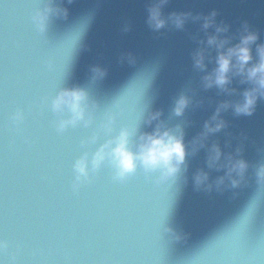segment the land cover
<instances>
[{"label":"water","instance_id":"95a60500","mask_svg":"<svg viewBox=\"0 0 264 264\" xmlns=\"http://www.w3.org/2000/svg\"><path fill=\"white\" fill-rule=\"evenodd\" d=\"M151 2L76 0L67 4L64 0L68 18L52 17L46 38H42L31 22L34 8L42 5L35 0H0V240L8 243V248L0 252V264H84L64 260L55 250L48 256L47 249L49 246L55 249L61 240L71 245L73 226L76 238L86 226H99L102 230L109 221L100 220L97 207L104 209L101 215L105 217L109 209L118 213L112 217L115 221L112 226L123 242L133 247H149L154 234L163 232L164 225L171 224L182 231L186 238L181 241L172 239L170 233L163 234L165 255L161 264H184L186 258L228 228L255 194L257 185L252 167L239 188L223 192L196 190L192 176L198 169L209 171L212 180L223 175L222 170L207 168L205 149L188 157L187 171L171 187H157L145 180L141 172L124 184L115 183L110 169L102 167L92 184L79 194L72 193L73 163L84 151H95L104 137L95 145H82L81 141L92 134V128H70L63 134L57 133L52 126L55 116L39 106L42 97L54 95L61 88H85L99 104L96 112L99 124L113 96L134 76L148 73L150 109L160 110L161 119L170 127L184 125L188 142L202 130L221 102L234 103L251 87L234 77L229 87L236 92L231 95L216 87L205 89L202 78L216 67L217 53L214 47L200 41L206 42L215 29L206 32L201 27L202 21L189 18L183 29L169 24L155 31L147 22ZM214 9L216 22L230 25L229 31L221 36L231 37V44L238 42L245 20L259 32L257 43L264 42V0H169L163 13L165 17L172 12H191L195 16L207 15ZM90 10L93 18L67 75L62 60H57L49 70L47 61L55 58L65 34ZM197 48L206 50L205 71L193 65L192 53ZM93 65L107 69L103 80H91L89 69ZM181 93L191 97L193 103L183 116L177 117L172 108ZM17 108L25 111L23 134H17L10 121ZM137 114L125 115L121 123L136 118ZM221 117L227 127L212 135L208 143L218 142L226 153L242 146L241 154L250 165L264 162V100L257 102L251 116H237L229 108L221 112ZM141 130L151 129L141 124ZM24 137L29 138L30 144L25 143ZM164 199L170 215L162 225L163 219H154L152 209L158 200ZM261 233H264V207L248 228L249 245ZM39 248L45 249L44 257L38 251L35 257L32 255ZM13 252H17L15 260L11 258ZM123 264H150V261L125 259ZM207 264L231 262L213 260Z\"/></svg>","mask_w":264,"mask_h":264},{"label":"clouds","instance_id":"9594fccd","mask_svg":"<svg viewBox=\"0 0 264 264\" xmlns=\"http://www.w3.org/2000/svg\"><path fill=\"white\" fill-rule=\"evenodd\" d=\"M35 2L42 6L34 8L31 22L36 32L42 38H46L52 17L67 19L69 9L63 6L64 0H59V3L57 0H35ZM75 2L76 0H66L67 4ZM168 3L169 0H152L148 6L147 22L153 30L159 31L169 24L176 29H183L189 18L202 21L201 27L206 32L209 28L215 29L214 33L208 35L206 42L200 41L201 44L206 43L209 48L214 47L217 53L216 67L202 78L205 89L216 87L231 95L236 92V89L229 87L234 77H239L242 84L251 85L241 93L240 100L234 103L221 102L213 115L204 122L202 130L190 141H185L184 125L176 124L170 127L161 119L160 110L150 109L147 94L151 87V76L148 73L134 76L113 96L99 124H96L98 102L92 98L87 89L79 86L61 88L54 95L44 96L40 99L39 106L41 109H49L55 116L52 126L57 133L63 134L70 128H92V134L81 141L82 145H95L101 137H104L95 151H84L73 163V178L70 184L73 194H79L82 188L92 184L102 167L110 169L111 179L115 183L124 184L141 172L145 180L153 182L157 187H171L187 171L188 157L195 156L201 149H205L207 168L222 170L223 175L212 180L209 171L198 169L192 176L196 190L212 192L215 189L217 192H223L228 188H239L246 181L249 167L253 168L257 185L255 194L229 226L239 225L241 229H246L264 207V200L260 199L264 194V162L252 166L243 158L242 146H237L234 152L226 153L218 142L209 144L208 141L212 135L227 127L221 112L231 108L237 116H251L256 110L257 102L264 100V42L257 43L260 39L259 32L245 20L238 42L231 44V37L221 36L222 33L229 31L230 25L216 22L215 9L207 15L193 16L191 12H172L165 17L163 7ZM93 15L91 10L88 11L65 34L55 51V58L47 61L49 70L55 66L57 60H62L67 75L82 46L83 37ZM253 45H255V58ZM205 51V48H197L192 53L193 65L201 71L207 69ZM89 71L93 82L103 80L107 75V69L99 65L91 66ZM192 103L191 97L181 93L174 100L172 114L177 117L183 116ZM133 113H138L136 118L121 123V118L125 115L131 116ZM25 119V111L22 108H17L10 115L11 124L17 134H23L22 126ZM141 124L151 130L142 131ZM24 140L25 143L30 144L28 137H24ZM167 215H170L169 209L165 217ZM164 233H170L175 241L186 238L185 233L178 231L171 224L163 226L160 236L163 237ZM7 248L8 243L0 240V252Z\"/></svg>","mask_w":264,"mask_h":264},{"label":"snow or ice","instance_id":"6c2138e0","mask_svg":"<svg viewBox=\"0 0 264 264\" xmlns=\"http://www.w3.org/2000/svg\"><path fill=\"white\" fill-rule=\"evenodd\" d=\"M59 165H57V168ZM264 200V194L260 196ZM168 211L166 199L158 200L152 209L154 219H163ZM103 208L97 207L96 215L101 221H109L103 224V229L85 227L79 232L73 226L70 235L73 237L71 245H66L63 240L55 246H49L47 255L52 256L54 250L59 252L62 259L67 261H81L84 264H123L125 259H146L150 264H161L164 259L165 249L160 233L154 234L153 241L149 247H133L123 242L119 232L114 230L112 219L117 212L108 210V215H101ZM249 228V227H248ZM248 228L241 229L239 225L226 228L218 233L213 240L207 243L197 253L189 256L184 264H207L209 261L222 260L231 264H264V233L249 245L247 240ZM19 248H17V252ZM39 252L41 257L45 256V249L39 248L33 251L35 257ZM17 252L11 254L12 260L16 259Z\"/></svg>","mask_w":264,"mask_h":264}]
</instances>
